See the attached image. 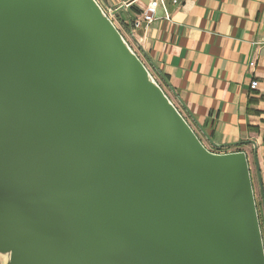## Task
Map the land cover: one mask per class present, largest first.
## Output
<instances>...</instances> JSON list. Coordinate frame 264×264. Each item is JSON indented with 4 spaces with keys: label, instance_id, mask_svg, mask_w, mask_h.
Instances as JSON below:
<instances>
[{
    "label": "water",
    "instance_id": "1",
    "mask_svg": "<svg viewBox=\"0 0 264 264\" xmlns=\"http://www.w3.org/2000/svg\"><path fill=\"white\" fill-rule=\"evenodd\" d=\"M115 13L0 0L3 264H264L247 153L217 151L245 143L215 144L184 107L208 147Z\"/></svg>",
    "mask_w": 264,
    "mask_h": 264
},
{
    "label": "crops",
    "instance_id": "2",
    "mask_svg": "<svg viewBox=\"0 0 264 264\" xmlns=\"http://www.w3.org/2000/svg\"><path fill=\"white\" fill-rule=\"evenodd\" d=\"M97 1L106 12L116 11L113 17L124 29L122 22L135 19L150 0ZM166 2L170 19L158 9V17L131 39L165 78L169 85L160 76L158 81L208 147L184 107L215 144L244 142L217 151L244 150L251 174L253 145L246 141H254L264 192V0ZM252 181L264 226L258 180Z\"/></svg>",
    "mask_w": 264,
    "mask_h": 264
},
{
    "label": "built area",
    "instance_id": "3",
    "mask_svg": "<svg viewBox=\"0 0 264 264\" xmlns=\"http://www.w3.org/2000/svg\"><path fill=\"white\" fill-rule=\"evenodd\" d=\"M180 0H171L173 5H177ZM158 9L162 11L163 18L169 20L170 12L166 0H150L144 10L129 24V31H126L129 36H131L134 31L139 28L146 27L152 21L158 17ZM257 85L256 81L251 82V86L255 87Z\"/></svg>",
    "mask_w": 264,
    "mask_h": 264
},
{
    "label": "rangeland",
    "instance_id": "4",
    "mask_svg": "<svg viewBox=\"0 0 264 264\" xmlns=\"http://www.w3.org/2000/svg\"><path fill=\"white\" fill-rule=\"evenodd\" d=\"M112 20L113 22L116 24V26L121 30L122 34L124 35L125 39L129 42V44L131 45V47L136 51V53L140 56V58L143 60V62L146 64V66L149 68V70L153 73V70H152V67L150 66V64L145 60L143 54L140 52V50L138 49V47L136 46V44L133 42V40L131 39V36H129L127 34V32L119 25L118 21H116V19L112 16ZM154 74V73H153ZM154 76L156 78H159L157 80H161L160 77L156 76L154 74ZM160 82V81H159ZM161 84V83H160ZM162 86V85H161ZM255 171V170H254ZM252 177L253 179H255V181H257L256 179V175H255V172H252ZM3 257L0 256V264H3Z\"/></svg>",
    "mask_w": 264,
    "mask_h": 264
},
{
    "label": "trees",
    "instance_id": "5",
    "mask_svg": "<svg viewBox=\"0 0 264 264\" xmlns=\"http://www.w3.org/2000/svg\"><path fill=\"white\" fill-rule=\"evenodd\" d=\"M122 24H123V26H124V29H125V31H129V24H130V22H128V23H123L122 22ZM119 29V28H118ZM120 30V29H119ZM121 31V30H120ZM122 33V32H121ZM152 67V66H151ZM153 73L155 74V75H157V76H160V74L155 70L154 71V69H153ZM152 73V74H153ZM153 74V75H154ZM161 77V76H160ZM156 78V77H155ZM163 80H165V78L164 77H161ZM157 80V79H156ZM158 81V80H157ZM159 82V81H158ZM160 83V82H159ZM161 85V84H160ZM260 220H261V214H260ZM261 224H262V228H263V232H264V226H263V223H262V221H261Z\"/></svg>",
    "mask_w": 264,
    "mask_h": 264
}]
</instances>
